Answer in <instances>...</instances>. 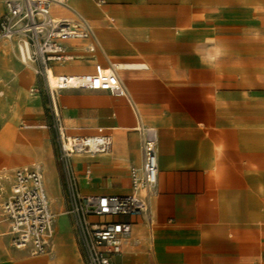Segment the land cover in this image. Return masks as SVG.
<instances>
[{"label":"crops","instance_id":"1","mask_svg":"<svg viewBox=\"0 0 264 264\" xmlns=\"http://www.w3.org/2000/svg\"><path fill=\"white\" fill-rule=\"evenodd\" d=\"M51 15L82 16L98 42L93 53L85 41L67 43L76 59L52 63V75L115 65L127 94L58 92L68 134L112 139L107 153L73 158L81 193L129 194V169L142 162L136 127L158 132L149 212L133 219L113 264H264V0H71L69 8L53 5ZM34 87L30 95L39 93ZM23 165L43 174L56 215L53 245L39 255L13 247L2 211L8 177L0 188V264H84L70 215L55 224L49 196L58 175L45 176L35 161L0 172Z\"/></svg>","mask_w":264,"mask_h":264},{"label":"built area","instance_id":"2","mask_svg":"<svg viewBox=\"0 0 264 264\" xmlns=\"http://www.w3.org/2000/svg\"><path fill=\"white\" fill-rule=\"evenodd\" d=\"M0 14V42L14 46L19 61L32 68L42 79L58 134L64 193L68 201L66 214L81 250L84 264H113L131 236L133 219L149 212V197L158 180V132L153 126L139 123L142 162L131 166V192L127 195H87L81 193L73 158L107 153L112 139L107 134L70 135L63 124L57 93L61 89L82 88L107 91L113 96L126 97V89L119 81L114 65L110 72L96 65L93 73L57 75L51 84V64L76 59L67 52V43L85 41L86 50L93 53L98 42L91 24L82 16L76 20H56L51 15L53 5L66 0H2ZM103 4L104 0H95ZM32 92H39L37 87ZM30 127V125H22ZM89 181L91 171L84 169ZM10 178V191L2 203V211L10 225L12 245L28 249L33 255L48 253L52 248L55 213L50 208L39 167L23 165L7 173L0 172L1 181Z\"/></svg>","mask_w":264,"mask_h":264},{"label":"rangeland","instance_id":"3","mask_svg":"<svg viewBox=\"0 0 264 264\" xmlns=\"http://www.w3.org/2000/svg\"><path fill=\"white\" fill-rule=\"evenodd\" d=\"M70 1L66 0L63 5L69 8ZM35 83L39 93L30 95V88ZM0 91V130L4 129L0 134V168L35 161L42 166L45 176L49 170L54 171L59 180L54 183L53 195L49 198L53 209L58 213L56 224L58 219L68 217L65 212L68 201L59 161L58 134L45 85L42 79L34 76L31 67L19 61L14 46L2 42ZM24 124L38 127L21 129Z\"/></svg>","mask_w":264,"mask_h":264},{"label":"bare ground","instance_id":"4","mask_svg":"<svg viewBox=\"0 0 264 264\" xmlns=\"http://www.w3.org/2000/svg\"><path fill=\"white\" fill-rule=\"evenodd\" d=\"M63 4V3H62ZM59 5V4H58ZM114 68H115V70L117 69V67L114 65ZM110 72V71H109ZM54 77H55V75H51V79H52V81H51V84H52V86H54L55 85V80H54Z\"/></svg>","mask_w":264,"mask_h":264}]
</instances>
